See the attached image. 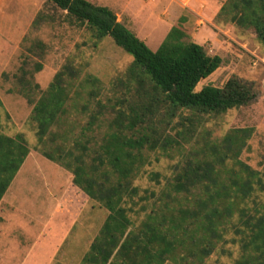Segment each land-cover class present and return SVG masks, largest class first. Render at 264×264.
Wrapping results in <instances>:
<instances>
[{
  "label": "rangeland",
  "instance_id": "1",
  "mask_svg": "<svg viewBox=\"0 0 264 264\" xmlns=\"http://www.w3.org/2000/svg\"><path fill=\"white\" fill-rule=\"evenodd\" d=\"M218 1L224 5L227 0ZM142 5L152 7V3L143 1ZM99 6L112 8L105 4ZM190 17L193 26L189 41L204 46L210 56H219L224 61L219 70L199 84L197 92L207 86L224 88L237 78L252 85L257 94L252 104L220 116L182 111L173 115L163 104L150 105L151 96L140 87L137 73L132 71L134 58L131 55L117 47L111 38L98 39L89 26L67 19L66 13L55 6H42L26 39L12 49L0 75L1 133L11 138L22 136L30 150L9 188V197L22 212L20 215L11 213V209L6 214L7 221L12 223L8 226L9 233H0V243L6 250H2V264H35L40 257L44 264L46 250L64 238L68 242L66 246L71 244L74 238H68L67 233L80 236L91 233L92 236L101 232L109 211L74 185L75 176L64 165L76 168L77 160L82 159L103 173L107 169L96 159L106 140L118 131L135 138L160 137L163 142L167 137L180 139L186 127L191 129L189 142L184 141L182 148L167 152L144 150L146 163L131 175L132 186L139 187L142 195L146 191L158 196L167 192L187 161L196 158L194 153L198 147L209 139L221 140L237 129L253 130L241 160L257 171H264V45L253 30L238 28L218 17L214 24L200 22L191 15L187 19ZM122 25L157 52L173 22H165L153 32L147 31L148 41L124 22ZM38 65L42 66L40 72H37ZM61 72H65L63 110L41 143L33 120L34 105L29 100L39 102ZM143 113L149 114V119L132 130L129 117ZM120 114L125 115L121 126L117 123ZM186 118L194 119V126L191 127ZM153 174L159 176L158 180L152 179ZM117 180L113 175L112 181ZM189 199L191 197L181 200L186 206L195 207V200ZM158 201L157 198L135 200L136 212L130 214L135 226H140L147 215L161 205ZM54 208L57 214H53ZM15 221L17 223L13 224ZM234 238L232 232L227 233L226 240L216 243L217 250L205 264H234L241 256L240 245L232 242ZM180 251L186 254L183 249ZM180 264L201 263L189 257Z\"/></svg>",
  "mask_w": 264,
  "mask_h": 264
},
{
  "label": "trees",
  "instance_id": "2",
  "mask_svg": "<svg viewBox=\"0 0 264 264\" xmlns=\"http://www.w3.org/2000/svg\"><path fill=\"white\" fill-rule=\"evenodd\" d=\"M42 1L66 13L67 19L89 26L98 39L111 38L117 47L131 55L132 71L137 73L140 87L151 96L150 105L163 104L173 115L182 111L220 116L257 99L252 85L237 78L224 88L207 86L197 92L199 84L219 70L224 61L219 56H210L204 46L189 41L188 23H192V18L187 19L188 14L179 20L158 51L153 52L107 8L86 0ZM218 18L238 28L253 30L264 45V0H227ZM41 70L38 65L37 72ZM64 75L61 72L56 76L39 102L29 100L34 105L33 120L41 143L63 110ZM23 76L26 79V74ZM148 116L146 113L130 116L131 129L143 125ZM124 117L120 114L119 126ZM186 121L191 127L195 124L192 118ZM123 133L112 134L102 147L96 162L107 169L103 173L82 159L77 160L76 168L64 165L74 174V185L109 211L101 235L92 245V253L100 257L101 263L108 264L118 250V255L129 259L148 254L156 264L168 261L180 264L189 257L205 264L217 250L216 243L225 241L226 234L232 232L233 244L241 248V256L234 264H264V171H257L241 160L252 138V129L233 130L221 140L205 141L194 153L196 158L187 161L161 196L150 191L142 195L139 187L132 186L131 175L146 163L144 150L167 152L182 148L184 141L189 142L190 127L180 134L182 140L167 137L163 142L160 137L135 138ZM29 154L22 136L11 138L1 133L0 119V203ZM113 175L117 182L112 181ZM158 178L152 175L153 180ZM184 197L194 199L195 207L186 206L181 200ZM154 198L161 205L140 226H135L130 217L136 212L135 200ZM182 249L186 254L180 253ZM99 261L95 259L96 263Z\"/></svg>",
  "mask_w": 264,
  "mask_h": 264
},
{
  "label": "crops",
  "instance_id": "3",
  "mask_svg": "<svg viewBox=\"0 0 264 264\" xmlns=\"http://www.w3.org/2000/svg\"><path fill=\"white\" fill-rule=\"evenodd\" d=\"M86 1L94 6L111 10L118 17L121 24L124 22L126 26L132 28L141 35V37L145 39L147 38V41L149 35L145 34L147 31L150 30L149 32H153L158 28L160 29L163 26V23L169 21L173 22L171 28L172 31L178 24L179 20L187 14L198 18L200 22L205 20L208 23L210 22L214 24L215 18L218 17L223 7V5L219 4L218 0ZM142 1L147 4L152 3V7H149L148 5L143 6ZM44 4L49 3L42 0H0V75L3 72L2 67L4 63L9 61L12 49L24 42L28 30L34 24V21ZM104 4L111 5L112 8L99 6ZM29 7H32V11H29ZM117 14H121L122 16ZM192 26L193 24L189 21L188 27ZM9 192L10 190H8L0 203V233H9L8 226L12 221H9V219L7 221L6 214L10 212L11 209V213L17 212L20 215L22 212V210L18 208V204L9 197ZM55 213L56 208L53 210V214ZM15 223H17V221L13 224ZM67 235L68 238L70 236L71 238H77L79 240L76 242L73 239L71 244L66 246L68 242L66 241V238H64L54 247H51L48 251L46 250L45 254L47 255L44 264H103L99 261L100 257L92 253V245L100 237L101 233H94L92 236L91 233H82V236H80L79 233H67ZM0 241L2 242L1 239ZM2 244L0 243V264L4 262H1V256L3 257V251H6L4 248L5 246ZM96 258L99 261L98 263L95 262ZM42 259L43 258L41 257L36 259L35 264H42ZM171 262L172 261H168L166 264H170ZM108 264H156V261L152 260V257L148 254H146V256H138L136 259H129L125 255H118L117 250Z\"/></svg>",
  "mask_w": 264,
  "mask_h": 264
}]
</instances>
